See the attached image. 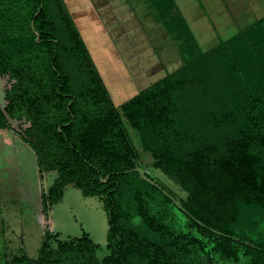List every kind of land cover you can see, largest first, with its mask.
Returning a JSON list of instances; mask_svg holds the SVG:
<instances>
[{
  "label": "trees",
  "instance_id": "16d2710c",
  "mask_svg": "<svg viewBox=\"0 0 264 264\" xmlns=\"http://www.w3.org/2000/svg\"><path fill=\"white\" fill-rule=\"evenodd\" d=\"M26 2L31 4L27 35L6 34L1 31L8 26L0 27V72L26 82L21 95L13 97L16 105L38 119L55 117L41 128L53 138L57 154L47 161L39 144L16 132L35 149L42 176L57 171L53 184L41 194L43 211L62 200L69 184L86 196H99L108 215L110 252L99 258L101 246L86 232L58 239L55 248L51 241L59 234L46 227L36 257L15 255L8 264H134L133 257L145 264H189L177 257L174 241L195 246L205 264L217 258L230 264H264V16L116 105L64 0H55L67 27L64 40L46 0ZM150 4L161 26L172 28L185 41L195 40L184 17L165 19L172 0ZM42 49L47 56L43 69L50 73L47 87L34 71ZM74 84L81 86L80 92ZM190 95L204 100L200 115L187 111ZM14 107L7 110L12 113ZM124 117L155 166L190 189L189 199L180 201L189 214L181 211L212 239L177 231L159 219L151 211L148 191L140 188L134 190L138 213L159 240L123 226L119 200L129 178L140 177L173 202L135 169L133 159L139 164V157ZM0 118L14 130L1 108Z\"/></svg>",
  "mask_w": 264,
  "mask_h": 264
},
{
  "label": "rangeland",
  "instance_id": "374dc122",
  "mask_svg": "<svg viewBox=\"0 0 264 264\" xmlns=\"http://www.w3.org/2000/svg\"><path fill=\"white\" fill-rule=\"evenodd\" d=\"M83 1L64 0L115 104L147 89L199 52L215 47L264 16V0H172L170 13L165 19L184 17L195 37L194 41H185L172 28H164L163 25L151 28L153 16L157 18L158 15L150 3H144L146 0H86L85 5ZM129 2L134 4V10H131ZM45 6L57 24L59 38L64 40L67 27L59 18L55 0H46ZM30 8L31 4L26 0H0V27L8 26L1 32L27 35ZM76 9L80 12L76 13ZM82 10H85L84 14ZM13 56L17 58V55ZM37 56L40 57H36L38 67L37 62H33L34 71L47 87L50 73L43 69L47 60L45 49L38 51ZM62 60L70 69L66 60ZM194 69L192 66L191 70ZM33 80L37 79L33 76ZM25 83L17 76L0 72V108L14 128L10 130L3 126L0 118V264H8L13 256L24 253L36 257L46 227L59 234L51 241L55 248L58 239L71 240L86 232L101 246L97 254L102 259L110 252L107 246L108 215L102 198L86 196L80 188L70 184L66 186L62 200L50 204L46 213L43 211L41 194L53 184L57 171H45L42 176L35 149L17 132L39 144L44 150V157L47 161L51 160L58 149L53 138L43 132L41 124L44 121L54 123L55 117L38 119L32 117L24 106L16 105L13 97L21 95ZM74 86L80 92L81 86ZM13 106L11 113L7 107ZM187 106V111L199 115L206 107L202 98L195 100L191 95ZM124 120L141 167L175 198L187 201L191 196L190 189L155 166V159L144 148L139 133L125 117ZM129 179L119 200L123 226L159 240L138 213L134 190L140 188L148 191L146 197L151 211L159 219L177 231L191 230L196 236L212 239L208 232L194 226L174 202L165 200L159 191L144 184L140 177ZM226 211L223 207L222 212ZM174 242L177 257L189 264H205L203 253L195 246L185 241ZM132 261L134 264H145L140 257H133ZM213 262L230 264L218 258Z\"/></svg>",
  "mask_w": 264,
  "mask_h": 264
},
{
  "label": "water",
  "instance_id": "95a60500",
  "mask_svg": "<svg viewBox=\"0 0 264 264\" xmlns=\"http://www.w3.org/2000/svg\"><path fill=\"white\" fill-rule=\"evenodd\" d=\"M133 161L135 162V169L137 171L140 172V174L142 175V177L147 180L148 182L155 184L156 186H158V188H160L164 194L168 195L173 202L184 212H186L187 214H189L188 210L185 208V206L180 202L179 199L175 198L168 190H166L165 188L162 187V185L158 182H156L154 179H152L151 177L148 176L147 172L137 163L136 159L134 158ZM199 222L201 223V221L199 220Z\"/></svg>",
  "mask_w": 264,
  "mask_h": 264
},
{
  "label": "crops",
  "instance_id": "0c3cea01",
  "mask_svg": "<svg viewBox=\"0 0 264 264\" xmlns=\"http://www.w3.org/2000/svg\"><path fill=\"white\" fill-rule=\"evenodd\" d=\"M83 1V0H82ZM85 2H86V0L85 1H83V4L85 5ZM87 3V2H86ZM130 3V8H131V10H134L135 8H134V4L132 3V2H129ZM144 3H150V0H146V1H144ZM149 6V5H148ZM90 9H91V7H90ZM77 11H79V10H77L76 9V13H77ZM84 11L85 10H82V12H83V14H84ZM80 12V11H79ZM80 14V13H79ZM150 25H151V28H155V27H157V26H159L160 25V21H158V19L157 18H155L154 16H153V21L151 20V22H150ZM70 185V184H69Z\"/></svg>",
  "mask_w": 264,
  "mask_h": 264
}]
</instances>
